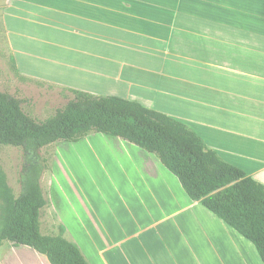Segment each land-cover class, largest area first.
Segmentation results:
<instances>
[{"label": "crops", "instance_id": "0c3cea01", "mask_svg": "<svg viewBox=\"0 0 264 264\" xmlns=\"http://www.w3.org/2000/svg\"><path fill=\"white\" fill-rule=\"evenodd\" d=\"M17 2L16 15L32 13V24L50 38L52 50L47 57L22 53L13 20L11 43L23 73L95 94L110 88L107 95L161 111L264 184V0ZM29 56L95 77L93 86L84 84L88 78L73 83L31 72L22 62L31 63ZM99 83L106 89L92 88ZM94 136L81 140L103 168L92 179L101 194H111L107 205L102 210L93 197L82 199L86 194L79 189L71 201L63 183L57 210L89 264H260L253 245L192 201L153 153L115 136ZM80 199L88 200V209ZM24 246L18 245L33 258L10 251L5 263L49 264Z\"/></svg>", "mask_w": 264, "mask_h": 264}, {"label": "trees", "instance_id": "16d2710c", "mask_svg": "<svg viewBox=\"0 0 264 264\" xmlns=\"http://www.w3.org/2000/svg\"><path fill=\"white\" fill-rule=\"evenodd\" d=\"M64 88L71 98L44 119L26 113L19 98L0 90V144L20 147L24 153L17 196L0 172L4 206L0 243L28 246L49 264H89L78 245L63 236V225L62 234L41 233L39 217L47 199L40 184L46 166L39 150L58 141L77 142L91 133H104L153 153L186 195L247 239L264 264L263 183L223 160L174 117L117 95Z\"/></svg>", "mask_w": 264, "mask_h": 264}, {"label": "rangeland", "instance_id": "374dc122", "mask_svg": "<svg viewBox=\"0 0 264 264\" xmlns=\"http://www.w3.org/2000/svg\"><path fill=\"white\" fill-rule=\"evenodd\" d=\"M28 1L31 2L33 0ZM15 7H20L17 0H0V90L19 98L21 100V107L26 113L37 119H44L53 114L57 108L63 107L72 95L64 88L66 86L50 82L31 74H25L18 68L11 43V40L15 38L12 33V25L10 26L13 20L17 23V28L21 32L19 33L20 44L17 47L21 48L22 53H24V50H29L28 52L32 54H39L47 57L52 50L51 45L46 43L50 42V38L42 36L45 34L44 31L38 28L36 24H32V13L30 14L27 9H23L21 13L22 17L19 15L17 16L16 12L18 10L15 12ZM14 16L17 17L14 19ZM38 34L42 36L41 40L37 38ZM17 55L20 59L22 58L20 52H18ZM23 55L25 56V54ZM30 58L31 63H27L24 60H22V62L25 67L31 69V72H49V74L52 73L56 76H65L66 80L73 83H76L78 79L88 78L89 80L84 82L85 85L93 84V79H95V77L79 74L75 69L71 70L56 65L54 62L46 59H39L36 56ZM15 66L18 72L15 70ZM99 84L96 85L97 87L92 88H105L104 85L101 83ZM109 89L110 88L106 89V91H108L106 93L96 94H111V90ZM95 135L97 136L90 139H115V137L107 134L95 133ZM86 141L87 140L77 142L58 141L44 146L39 150V154L45 160L44 164L46 166L40 178V184L44 196L47 199V204L42 209L40 217V229L42 234L58 235L63 233H60L62 223L59 219L57 220V210H61L63 205V196L61 193V184L63 183L71 197V201L74 200L72 193L77 194L79 189L80 192L86 194L84 197H81L82 199H85L86 196L93 197L91 200L96 201L95 203L102 210H104L107 205L104 200H107L106 198H108V196L110 197L111 194L108 195L106 192L101 194L98 189H95L92 179V176L97 177L98 174L102 172L103 168L100 167L99 163L95 164L94 157H91L92 154L89 153V150L92 149H87L89 145ZM23 165L24 153L20 147L0 144V172L3 174L4 181L10 188L13 196H17L20 191ZM82 199H80V203L86 208L89 202L88 200L84 202ZM106 208H108V206ZM208 215V217H211L210 214ZM3 224L4 206L3 199L0 197V230ZM63 236L71 241L74 239V234L69 232L66 228L64 229ZM246 241L250 243L248 240ZM253 247L250 249H252L255 259H257L256 262L258 261V263L261 264L262 262ZM27 248L32 250L29 247ZM10 251H13L14 254L20 255V257L24 259L30 260L33 258L31 251L26 248H20L6 240H2L0 243V264H6L4 256ZM32 251L35 252L34 250ZM40 257L41 261L45 263L44 258H42V256ZM8 262L14 264L13 259H8ZM21 264L23 263L21 262Z\"/></svg>", "mask_w": 264, "mask_h": 264}]
</instances>
